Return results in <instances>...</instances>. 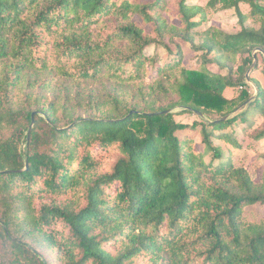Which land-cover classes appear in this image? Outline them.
I'll return each mask as SVG.
<instances>
[{
    "label": "trees",
    "instance_id": "obj_1",
    "mask_svg": "<svg viewBox=\"0 0 264 264\" xmlns=\"http://www.w3.org/2000/svg\"><path fill=\"white\" fill-rule=\"evenodd\" d=\"M191 1L0 0V264H264V171L213 142L264 115V0Z\"/></svg>",
    "mask_w": 264,
    "mask_h": 264
},
{
    "label": "rangeland",
    "instance_id": "obj_2",
    "mask_svg": "<svg viewBox=\"0 0 264 264\" xmlns=\"http://www.w3.org/2000/svg\"><path fill=\"white\" fill-rule=\"evenodd\" d=\"M169 1V0H168ZM171 1V0H170ZM210 0H193L191 1L194 4H199L201 6H206V4ZM241 11L244 14H249L250 8L247 5H241ZM207 16L209 21L207 24L203 25L200 30H205L211 26L218 25L223 30L228 31L229 33H237L239 31V19L236 15L235 11H220L209 9L207 10ZM136 22L144 27V30L151 34L152 28L150 26H146L142 23L140 19H136ZM254 20L249 19L247 21V26H256L253 24ZM183 50L185 51V60L186 62H190L191 68L199 65V56L201 53L194 52L189 49V46L183 44ZM174 51H177L176 48H173ZM146 54L150 57H160L161 60L166 56V51L164 49H159L155 47H151L146 51ZM264 56L259 55L260 68H264ZM210 68H216L215 66H210ZM256 76L260 79V81L264 84V74L257 72ZM241 92L240 88L230 90V93L225 92L226 98H236ZM179 110H175L174 113H178ZM241 113V112H238ZM236 116L233 114L231 117ZM176 120L180 124L192 125L194 123H201L204 119L198 114H186L181 115L178 113L176 115ZM200 129H198L199 131ZM264 131V115H261L260 112L251 111L247 116V122L243 124H235L234 126H230L228 128L218 130L219 133L228 134V138L226 140H216L214 139V143L217 146H223L225 152L227 154H231V162L237 168L246 169L251 175L252 179L255 182H259L264 171V160L261 158L262 154H264V138L258 139L257 135ZM194 134L196 135L197 140V148L201 149L203 146L201 145V136L197 132H191L190 130L179 131L177 133L178 136L184 137L186 135ZM236 144V145H235ZM238 147V148H236ZM245 215L248 216L250 220L260 219V217L264 216V208L262 207H253L249 208L245 211Z\"/></svg>",
    "mask_w": 264,
    "mask_h": 264
},
{
    "label": "water",
    "instance_id": "obj_3",
    "mask_svg": "<svg viewBox=\"0 0 264 264\" xmlns=\"http://www.w3.org/2000/svg\"><path fill=\"white\" fill-rule=\"evenodd\" d=\"M257 52H260L261 54L264 55V52H263L262 50H258V51H256V52H254V64H253L252 68L248 71V73H247V75H246L248 82H249V80H250V79H249V76H250L251 70L256 66V64H257V62H258V60H257V58H256V54H257ZM251 101H252V100H251ZM251 101H250V102H251ZM166 113H169V111L166 112ZM226 119H228V118H227V117H226V118H223V119H221V120H218V121L215 122V123L225 121ZM33 125H34V124H33ZM33 125H32V126H33Z\"/></svg>",
    "mask_w": 264,
    "mask_h": 264
},
{
    "label": "crops",
    "instance_id": "obj_4",
    "mask_svg": "<svg viewBox=\"0 0 264 264\" xmlns=\"http://www.w3.org/2000/svg\"><path fill=\"white\" fill-rule=\"evenodd\" d=\"M259 55H261V53H259ZM259 55H256V58H257V60H258V62H257L256 65H260V62H259ZM262 55H263V54H262ZM263 56H264V55H263ZM263 62H264V60H263ZM255 67H256V66H255ZM255 67H254V68H255ZM251 68H252V67H251ZM254 68H253V69H254ZM253 69L251 70V73H252ZM251 73H250V74H251ZM261 74H262V73H261ZM256 77H257V76H256ZM257 79L260 80L258 77H257ZM230 90H232V89H231V88H228V89H226L225 92H226V93H230ZM225 92H224V96L226 95ZM225 97H226V96H225ZM227 99H228V98H227ZM229 99H230V98H229Z\"/></svg>",
    "mask_w": 264,
    "mask_h": 264
}]
</instances>
